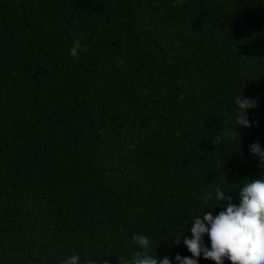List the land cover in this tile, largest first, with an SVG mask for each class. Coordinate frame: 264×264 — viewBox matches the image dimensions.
I'll return each instance as SVG.
<instances>
[{
    "label": "trees",
    "instance_id": "obj_1",
    "mask_svg": "<svg viewBox=\"0 0 264 264\" xmlns=\"http://www.w3.org/2000/svg\"><path fill=\"white\" fill-rule=\"evenodd\" d=\"M261 133L264 0H0V264L191 257L222 210L198 196L264 178Z\"/></svg>",
    "mask_w": 264,
    "mask_h": 264
},
{
    "label": "clouds",
    "instance_id": "obj_2",
    "mask_svg": "<svg viewBox=\"0 0 264 264\" xmlns=\"http://www.w3.org/2000/svg\"><path fill=\"white\" fill-rule=\"evenodd\" d=\"M80 51H87V48L82 47L81 42L76 40L70 49V55L78 59ZM235 105V129L237 126L250 128L253 123L258 124V121L250 123L247 115L248 109L257 107L255 98L250 99L239 94L235 98ZM223 123L228 124L227 118L223 120ZM263 134L261 133L260 144L255 134L249 145V153L258 156L262 164H264V150L261 149V147L264 148ZM221 139L217 136L212 143L216 145ZM242 185L239 188V204L233 203L232 196L222 191L219 185L214 192L198 196V199L204 203L214 198L219 202L218 206L222 210L213 216L211 211L206 212L205 209L202 215L191 218L190 227L187 230L190 231L191 237L183 239V244L191 253V257L177 253L176 264H199L198 258L201 256L206 260L214 261L215 264H225V258L231 264H264V178L252 180L245 178ZM225 201H227L226 204ZM205 235L209 238L210 246L205 243ZM173 236L175 239L172 244L179 245L184 234L171 237ZM132 240L142 250H147L151 244L149 238L143 234L133 235ZM118 260L119 264H172L168 255L160 259L157 254L152 255L147 251H137L131 259L118 257ZM60 264H80V257L73 254L60 261ZM86 264H96V262L89 259ZM104 264H109V261L105 259Z\"/></svg>",
    "mask_w": 264,
    "mask_h": 264
}]
</instances>
